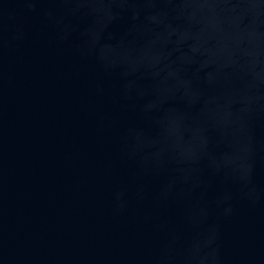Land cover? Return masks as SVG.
<instances>
[{"label": "water", "instance_id": "obj_1", "mask_svg": "<svg viewBox=\"0 0 264 264\" xmlns=\"http://www.w3.org/2000/svg\"><path fill=\"white\" fill-rule=\"evenodd\" d=\"M0 264H264V0H0Z\"/></svg>", "mask_w": 264, "mask_h": 264}]
</instances>
